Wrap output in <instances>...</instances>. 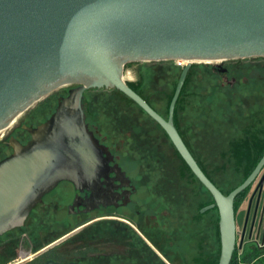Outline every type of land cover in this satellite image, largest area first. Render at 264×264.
<instances>
[{
    "label": "water",
    "instance_id": "1",
    "mask_svg": "<svg viewBox=\"0 0 264 264\" xmlns=\"http://www.w3.org/2000/svg\"><path fill=\"white\" fill-rule=\"evenodd\" d=\"M254 56H264V0H0V153L7 149L2 139L8 129L20 120L41 119L65 85L77 84L64 104L31 130L28 142L17 143L0 160V235L21 225L58 182L82 188L98 179L108 163L86 129L82 95L89 88H115L161 125L210 192L213 202L200 211L217 206V264H229L236 234L234 198L259 175L258 182L264 181V154L224 193L183 143L173 110L191 63L216 65L212 61ZM166 59L185 62L165 119L127 84L123 68L128 61ZM42 264L84 263L48 258Z\"/></svg>",
    "mask_w": 264,
    "mask_h": 264
},
{
    "label": "flooded vegetation",
    "instance_id": "2",
    "mask_svg": "<svg viewBox=\"0 0 264 264\" xmlns=\"http://www.w3.org/2000/svg\"><path fill=\"white\" fill-rule=\"evenodd\" d=\"M226 60L231 59L216 61V65H212L210 62H199L211 67V73L214 75L213 84L217 87L216 91L209 95L205 92L201 94L200 100L202 102L197 103L195 116L187 112L182 119L174 118L173 110L172 119L173 125L198 166L220 190L222 188L212 176L211 169L207 167L208 164L201 162V158L208 156L216 158V155H211V153L221 152L222 141L224 140L231 142L229 146L231 157H234V145L237 142L264 141V102L260 104L256 102L255 104H258V106L254 108L251 100L253 93L248 92L252 89L254 81L264 86V74L255 72L257 73L255 77L253 71L250 70V72L241 75L242 72L236 70L239 68L236 65L221 63ZM185 79L183 83L186 81ZM76 86L77 84L65 85L58 92L53 103L44 108L46 110L50 107L41 119L36 120L33 118L32 122L24 123L20 120L10 130L8 129L4 134L5 137L3 136L5 139H2L7 149L0 153V160L8 156L17 143L25 144L28 142L32 136L31 130L45 122L53 114L59 102L64 104V100L69 97ZM244 89L247 92H244ZM219 92L223 94V98L220 100L221 104L218 103L215 106V102H212L210 98L214 94L219 97ZM83 95L82 108L86 129L94 144L101 150L108 165L102 169L98 179L93 180L87 187L75 188L74 184L67 180L58 182L32 207L21 225L0 235L9 233V237L0 243V248H9V254L13 253L12 255H14L13 251L16 249L15 242L17 240H19L17 248L19 251L36 244V242L39 245L46 234L42 222L45 209L52 202L55 207L67 202L66 214L68 218L85 219V222L95 218L87 224L94 222L96 224L88 227L86 236L79 237V240L64 249L66 253H70L65 261L57 259L58 261L100 264L94 262L93 255L90 254L88 247L95 238H103L104 240L119 239L125 246L127 245L128 250L121 257L123 264H214L218 262L220 254L218 208L214 205L200 211L203 206L213 202V198L182 159L161 125L149 115V125L146 129L140 126L138 118L126 119L125 122L119 120V128L126 131L127 136L124 135L125 140L115 142L108 133L102 134L103 128H100L98 120L94 117L95 115L93 116L95 111L92 105L89 104L88 106L84 102ZM203 99H206V102ZM190 105V102L186 103V107H190ZM150 106L163 118H167L168 108L165 113L164 110L162 111L154 104H150ZM260 115H262V118H259ZM207 133L211 135L212 139V142L208 145L207 142L205 143ZM148 139L150 145L146 143L147 145L144 146L142 152L149 153V159L144 162V165L137 164L133 157L134 153H139L140 148L143 147L141 144L148 141ZM163 142H166L164 145L167 146L168 144L169 148V154L166 153L165 157L176 156L178 159L173 164L169 158L166 170L162 166L153 165V160L158 161L157 158H164L161 151V143ZM115 144H119L125 149L120 150V152ZM9 147L11 148L10 152ZM211 148H213L212 151ZM243 164L237 165L234 162L233 165V171L241 174L239 181L243 180ZM218 166L219 162L214 160V169ZM215 171L214 173H218ZM261 173L264 174V169ZM190 174L194 176L196 181H187ZM259 176L246 187L249 195L245 199L246 192L239 202L240 204L242 200H246V203L243 204L244 207L238 209L239 204L237 206L233 205L236 234L231 257L236 254L241 264H244L240 259L245 252L253 255L251 261L246 264L256 262L264 264V260H262L264 259V181L259 183ZM59 186H62L58 190L59 195L55 194L56 196H53L52 192ZM206 192L210 196L209 200H205ZM61 195L66 196L67 199L61 200ZM45 201L48 205H45ZM242 208L243 217L241 218ZM31 216L33 220H40L38 223H41L36 232L34 230L30 231L29 227L23 228ZM113 220H119V230L108 226L102 228L101 222H111ZM82 223L84 221L68 228L53 240L78 226L81 228ZM79 231L69 235L68 238ZM32 234H36L37 240L31 239ZM41 248L39 246L36 251ZM36 251L33 250L32 253ZM46 251L37 253L28 259L29 264H39L45 258ZM20 253L24 254L23 251ZM108 261L111 262L110 259Z\"/></svg>",
    "mask_w": 264,
    "mask_h": 264
},
{
    "label": "rangeland",
    "instance_id": "3",
    "mask_svg": "<svg viewBox=\"0 0 264 264\" xmlns=\"http://www.w3.org/2000/svg\"><path fill=\"white\" fill-rule=\"evenodd\" d=\"M184 62L185 61L177 60V59L128 61L124 64V68H123V74L126 75V78L124 80L128 84L133 85L135 89L143 96V98H145L150 104H154L162 111L164 110L166 113V105L168 98L171 94L173 87L175 86L179 72L183 67ZM221 63L222 64L226 63L225 65L231 64L232 66L236 65L237 67H239L236 70H241L242 72L241 75H244L248 71L250 72V70L253 71L255 77L257 76V73L255 72H258L259 74H264V57H249L244 59L237 58V59L226 60ZM189 69L191 70V74L188 79V82L186 83L181 99L177 105L176 117L178 119H182L187 112H190L191 114L194 115L196 112L195 107L197 103L202 102L200 100L201 94H203L204 92L206 94L208 93V95L212 94V92L216 91L215 89L217 88L213 84L214 75L213 73H211V67L203 63L201 64L199 62H193L191 63ZM257 84L259 85L257 86ZM261 85L262 84H260L259 82L254 81V83L252 84V89L248 91L250 93H253V95H251L252 96L251 100L254 108H257L256 106H258V104H255L256 102H258L259 104L261 102H264V86ZM243 91L247 92L246 89H244ZM222 95L223 94L222 93L220 94L219 92V97H217L216 94H214L213 97L210 98L212 102L213 101L215 102V106L218 105V103L221 104L220 100L223 98ZM83 99L88 106L89 104L92 105V108L95 111L93 116L95 115L94 117L98 120V124L100 128H103L102 134L108 133L110 138L115 142L125 140L124 135L127 136V134H125L126 131L119 128L120 127V122H118L119 120H124L125 122L126 119L133 120L135 118H138L139 120L138 122L140 123V126L142 128L146 129V127H148L149 125L148 119H150V117L135 102H133L123 93H121L120 91L114 88H89L85 90ZM203 101L206 102V99L205 100L203 99ZM187 102H190L192 107L191 105L190 107L188 106L186 107ZM185 107H186V111H185ZM259 118H262V115H260ZM180 123L182 124V122ZM105 130H107L108 132H106ZM206 142L207 145L212 142L211 135H209L208 133L206 135L205 143ZM146 143L150 145L149 139L148 141L141 144V146L143 147L140 148L141 151H139V153H134L133 157L135 158L137 164L144 165V162L149 159V153L142 152L144 151V146L147 145ZM165 143L166 142L161 143L162 145L161 151L163 152L162 154L164 158H157L158 161H156V159L153 160V165L162 166L164 170H166V167L169 164V158L170 160H172L173 164L174 162L176 163L178 161L176 156L175 157L171 156L169 158L165 157L166 153H168L169 150L168 144L166 146L164 145ZM230 143H231L230 141L228 142L225 140L222 141L221 152L216 151L214 153H211V155L214 156L216 155V158L214 157L212 158L211 156H208L201 158L202 161L200 160L202 163L204 162L208 164L207 167L211 169L212 176L214 177L218 185L222 188V190H228L234 185H236L239 182L241 176L239 172L233 171L235 157L233 156L231 157L232 154L229 149ZM116 146L119 148L118 151L125 149V147L121 145L119 146V144ZM169 147H170V143H169ZM212 149L213 148H211V151ZM130 151H132V149H130ZM214 160L216 162H219V166L216 169H214ZM214 170H216L215 172L218 173H214ZM187 181L193 182L196 180L194 176L190 174ZM61 187L62 186H59L57 189H55L52 192V195L54 194L53 196H56L55 194H58V190L61 189ZM246 192L247 191H245V193ZM248 195H249V191L245 195V199L247 198L246 196ZM60 198L61 200L67 199L66 196L64 195H61ZM209 199L210 196L208 192H206L205 200H209ZM66 203L64 204L61 203L57 207H55L53 202L50 203L49 205L46 202L45 205L48 206L45 209V214L42 215V222L44 224V228L46 231L44 240L40 242L38 241L39 245H37L36 242V244H33L32 246L29 247H25L24 250H20V251L19 249H17L19 242V240H17L15 242L16 249L15 251H13L14 255H12L13 253L9 254V248L6 247L0 248V264H29L28 262L29 258L26 257H29L33 252V250L36 251L37 248H39V246L43 247L45 244L51 243L50 241L53 240V238H56L57 236H59V234H61L68 228L75 226L77 223L81 221H84V223L81 224L82 227L79 228L78 230L96 224V222L87 224L92 222L95 218H91L89 221L86 222L85 219L77 220V219L68 218L66 214ZM244 203H246V200L245 201L242 200V202L238 205V209H240V207H244L243 206ZM32 216L29 218V220L26 222V226H24L23 228L29 227L30 231L34 230V232H36L39 224L41 223H38V221L40 220H33ZM242 217H243V208L241 210V218ZM118 221L119 220H113L111 222H101L100 224L102 225V228L108 226L110 228H115L119 230ZM78 230H76L75 232H77ZM35 235L36 234H32L30 236L31 239L37 240ZM8 237H9V233L0 236V243ZM68 237L69 236L54 243L52 246L48 248L53 247L54 250L60 251L62 249L68 248L72 243L79 240L77 234L69 238L68 240L63 241ZM206 248L208 249V247ZM88 250L89 252H91L90 254L93 255L94 262L100 264H119L122 261L121 257H123V254L126 253L128 248L127 245L125 246L119 239L104 240L103 238H98V239L95 238L92 244L89 245ZM22 251L24 252V254L20 253ZM200 251H201V246H200ZM109 259L111 260V262L108 261ZM121 264H123V262H121ZM254 264H259V262H256Z\"/></svg>",
    "mask_w": 264,
    "mask_h": 264
},
{
    "label": "trees",
    "instance_id": "4",
    "mask_svg": "<svg viewBox=\"0 0 264 264\" xmlns=\"http://www.w3.org/2000/svg\"><path fill=\"white\" fill-rule=\"evenodd\" d=\"M202 64V63H201ZM180 73V72H179ZM190 74H191V70L188 69L187 71V75H186V81L183 83L181 89H180V92H179V95H178V98L176 100V103H175V107H174V118H176V112H177V105H178V102L180 101L181 99V96H182V93L184 91V88L186 86V82L188 80V78L190 77ZM128 84V83H127ZM176 84V83H175ZM133 90H135L139 95H141L133 85L131 84H128ZM175 87V86H174ZM174 87L171 91V94L168 98V101H167V105H166V109L168 108V104H169V101H170V98L172 96V93L174 91ZM115 89V88H114ZM117 90V89H116ZM119 91V90H118ZM122 93V92H121ZM125 95V94H124ZM126 96V95H125ZM142 96V95H141ZM143 97V96H142ZM129 98V97H128ZM130 99V98H129ZM145 99V98H144ZM146 100V99H145ZM133 101V100H132ZM147 101V100H146ZM134 102V101H133ZM148 102V101H147ZM234 157H235V163L237 165H241L243 164L244 162V171L242 173V179H244L249 173L250 171L252 170V168L254 167V165L256 164V162L258 161V159L260 158V156L262 155V153H264V141H240V142H237L235 143L234 145ZM252 153V155H251ZM241 179V180H242ZM241 181H239L238 183H240ZM237 183V184H238ZM236 186V185H234ZM233 186V187H234ZM233 187H231L230 189L228 190H222V192L224 193H228ZM245 191H247V188H244L242 191H240L234 198V203L233 205L234 206H237L240 202V200L242 199V197L244 196L245 194ZM83 222V221H82ZM81 222L77 223V224H80ZM88 230V227L87 228H83L82 230H80L77 234H78V237H81V236H86V232ZM75 234V235H77ZM73 237V236H72ZM71 238V237H70ZM69 239V238H68ZM67 239V240H68ZM66 241V240H65ZM66 249V248H65ZM63 251H56L54 250L53 248H49L47 249L46 253H45V258L44 259H47V258H52V259H59V260H64L67 259V255L70 254V253H66V251L64 249H62ZM256 252V251H254ZM235 253V252H234ZM253 254H256V253H253ZM253 258V255H250L249 253H246L241 257L240 261L243 262L244 264H246L247 262H250L251 259ZM43 259V260H44ZM43 260H41V262H39V264H42L43 263ZM214 264H217L214 263ZM229 264H241L239 263L237 257H236V254H233V256L231 257L230 261H229Z\"/></svg>",
    "mask_w": 264,
    "mask_h": 264
},
{
    "label": "bare ground",
    "instance_id": "5",
    "mask_svg": "<svg viewBox=\"0 0 264 264\" xmlns=\"http://www.w3.org/2000/svg\"><path fill=\"white\" fill-rule=\"evenodd\" d=\"M182 61H185V60H182ZM219 61V60H218ZM206 62V61H205ZM212 62H216V61H212ZM123 78L125 79L126 78V75L123 74Z\"/></svg>",
    "mask_w": 264,
    "mask_h": 264
}]
</instances>
